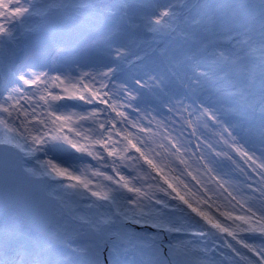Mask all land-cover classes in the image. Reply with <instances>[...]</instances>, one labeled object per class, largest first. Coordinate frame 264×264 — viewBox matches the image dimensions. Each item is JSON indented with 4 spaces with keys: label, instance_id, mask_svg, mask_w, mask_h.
I'll return each instance as SVG.
<instances>
[{
    "label": "snow or ice",
    "instance_id": "obj_1",
    "mask_svg": "<svg viewBox=\"0 0 264 264\" xmlns=\"http://www.w3.org/2000/svg\"><path fill=\"white\" fill-rule=\"evenodd\" d=\"M0 264H264V0H0Z\"/></svg>",
    "mask_w": 264,
    "mask_h": 264
},
{
    "label": "rangeland",
    "instance_id": "obj_2",
    "mask_svg": "<svg viewBox=\"0 0 264 264\" xmlns=\"http://www.w3.org/2000/svg\"><path fill=\"white\" fill-rule=\"evenodd\" d=\"M82 39H85L86 40V37H83ZM87 162V161H86Z\"/></svg>",
    "mask_w": 264,
    "mask_h": 264
}]
</instances>
